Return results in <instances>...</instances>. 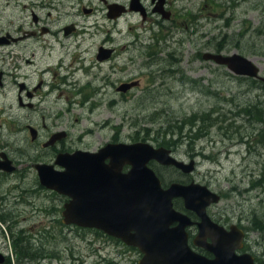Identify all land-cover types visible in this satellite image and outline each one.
<instances>
[{
  "label": "rangeland",
  "instance_id": "rangeland-1",
  "mask_svg": "<svg viewBox=\"0 0 264 264\" xmlns=\"http://www.w3.org/2000/svg\"><path fill=\"white\" fill-rule=\"evenodd\" d=\"M23 2L0 0V22L12 14V19L21 23L23 14L19 9ZM86 3L98 5L96 0H60L61 22L74 20L70 14L77 12L79 4ZM168 12V39L164 36L163 40L159 39L162 35L159 36L158 27L150 22L138 27L136 20L127 19L110 26L98 19L102 27L94 31L93 17L76 18L88 34L103 36L110 30L115 44L127 38L131 41L135 34L140 37L139 49L129 48L125 52V59L129 55L134 58L130 73L109 79L113 82L133 75L140 80V87L122 101L105 80L97 86L95 94L92 88H86L76 95L73 87L61 86L60 101L53 109L60 112V128L67 134L64 149L95 151L106 143L143 142L153 148L170 149L173 158L184 161L193 152L178 144L177 137L192 125L193 134L201 127L205 135L216 141L215 151L228 149L236 141H246L230 148L229 154L206 148L207 155L218 164L195 158L196 171L191 180L226 196L217 208H225L233 217L255 218L264 224V84L233 76L225 67L200 57L204 53L238 54L256 65L264 77V0H168ZM126 23L133 24L130 36ZM163 24L167 26L166 22ZM147 44L158 48L155 62L147 58L151 49ZM76 78L83 76L77 74ZM224 135L231 136V141ZM193 145L195 149L205 148L201 140L194 139ZM247 151H252V155L247 156ZM148 166L163 181V186L187 180L180 172L153 161ZM258 180L260 188L250 189ZM0 198L5 199L0 203V215L7 221L0 223V249L10 264H16L10 243L21 241V246L36 253L39 236L47 230L46 226H39L46 220L44 211L51 204L55 209L61 207L64 200L41 187L31 171L23 182L12 180L0 185ZM172 202L173 208L182 212L180 200ZM11 214L13 222L6 219ZM243 226L248 227L249 223ZM48 231V243L52 242L57 249L64 247L71 254L65 260L62 253L59 261L52 260L51 264H136L140 259L136 249L106 242L101 233L69 230L57 224ZM261 233L250 230L248 240L257 245V252L264 254V233ZM19 264L37 263L22 259Z\"/></svg>",
  "mask_w": 264,
  "mask_h": 264
},
{
  "label": "flooded vegetation",
  "instance_id": "flooded-vegetation-1",
  "mask_svg": "<svg viewBox=\"0 0 264 264\" xmlns=\"http://www.w3.org/2000/svg\"><path fill=\"white\" fill-rule=\"evenodd\" d=\"M131 1L96 0L97 6H92L89 3L79 4L76 8L77 12L70 14L74 20L61 22L60 0H24L19 9V13L23 14L21 23H19L20 20L12 19V14H8L4 22H0V185L12 182V180H16L17 183L23 182L29 171L36 176L37 183L40 185L35 166H48L53 171L60 172L62 168L57 163L58 155L84 151L64 149L67 134L60 128V112L53 109V107L58 106L60 101L61 86L73 87L76 95L82 94L86 88H92V92L95 94L97 93V86L101 85L100 82L105 80L108 83L110 76L124 77L130 73V68L134 65L133 56L129 55L125 59V52H129V48H132L133 51L139 49L141 40L137 34L131 41L127 38L124 39L127 41L122 39L121 43L115 44V37L110 35V30L103 36L88 34L87 29L84 25H80L76 18L81 17V20H87V18L93 17L91 27L94 28V31L96 28L102 27L98 24V19H102L110 26H116L120 21L126 22L127 19L136 20L138 27H143L145 23L150 22L151 25L158 27L159 36L162 35L160 40H163L164 36L168 39V19L170 16L168 0H137L136 5H131ZM158 3H161L160 7ZM112 6L114 8L109 9ZM158 10L160 11L158 12ZM151 17H156L159 21L157 19L152 20ZM163 22H166L167 26ZM133 30V24L126 23V32L129 36ZM166 46L168 63V41ZM151 47L148 46V48ZM157 52L158 48L154 46L150 49L147 58L155 62ZM77 74H81L83 78H76ZM134 82L137 83L136 86L125 91L118 90L119 86ZM109 83L114 94L117 93L116 95L122 101H125L130 93L140 87V80L133 75L126 79L121 77ZM92 99L93 97L89 99L91 104ZM184 126H187L186 122ZM198 128V131L193 134L194 126H189L190 131L181 132L177 137L178 144L185 145L188 152H193L192 156L188 155L184 161L173 158L170 149L158 147L167 150L168 155L175 161L182 163L184 167H191L189 172H181L167 166V168H172L187 178L186 181L179 183L181 185L197 184L191 180L196 171L197 159L195 158L200 157L201 161L205 160L209 163L218 164L214 158L212 159V156L207 155L206 148H210L215 153L229 154L230 148L246 143V141L239 143L236 141L230 144L228 149L215 151L216 141L211 140L209 135H205L201 127ZM230 137L224 135L228 141H231ZM194 139L201 140L205 144V148L195 149ZM97 150L87 152H96ZM246 153L247 156L252 155V151ZM107 162V160L104 161L105 164ZM127 169L128 167L123 165L120 172L125 173ZM155 176L158 178L162 189H167L171 184L163 186V181L156 174ZM259 181L251 184L250 189L260 188L262 184ZM197 185L205 187L217 197L218 201L205 207L204 213L209 223L220 232L217 240L223 241L224 247L231 248L234 256H246L238 259L236 264H264L263 252H257L255 250L257 245L248 240L250 230L263 234L264 224L255 218L248 220L246 216L241 215L233 217V214L225 208H217L221 199L226 198V196L221 192L212 190L206 184ZM52 192L62 197L64 201H62L61 207L58 206L55 209V206L51 204L44 211L46 220L40 222L39 226H46L47 230H44L39 236L40 243L35 248L37 249L36 253L32 254L33 252H30L28 247L21 246V241L20 243H10L9 249L16 264H19L22 259L27 262L35 261L37 264L43 262L44 264H51L52 260L59 261L62 253L65 254V260L67 255L70 258L71 254L66 252L67 249L64 247L57 249L53 247L52 242L48 243L50 240L48 229L56 224L69 230L78 228L94 231L96 234L101 233L94 229L80 228L72 224L64 225L61 215L63 206L69 201V198ZM245 192L246 190H244ZM23 193L27 192L23 191ZM4 201V198H0V203ZM181 213L190 221V225L185 228L187 244L199 255L206 259H213V255L205 249L207 245L211 244L210 236L200 238V246H193L200 219L193 212L185 210L183 206ZM262 217L264 218V216ZM12 218L13 214L6 217L13 222ZM5 222L7 221L0 215V223ZM247 222L249 226H243ZM103 235L106 242L125 246L118 239ZM262 238L264 240V237ZM64 245L66 246L67 243ZM0 264H10L8 256L2 249H0Z\"/></svg>",
  "mask_w": 264,
  "mask_h": 264
},
{
  "label": "water",
  "instance_id": "water-1",
  "mask_svg": "<svg viewBox=\"0 0 264 264\" xmlns=\"http://www.w3.org/2000/svg\"><path fill=\"white\" fill-rule=\"evenodd\" d=\"M136 4L137 0L131 1V5ZM201 58L225 67L233 76L264 84L258 67L241 55L204 53ZM136 84L122 85L118 90L125 91ZM149 161L181 172L191 170L172 159L167 150L143 142L105 144L96 152L60 154L57 163L62 171L48 166H35V170L40 185L69 198L61 215L64 225L94 229L135 248L141 255L137 264H236L245 258L234 256L231 248L217 240L220 232L204 213L205 207L218 201L216 195L193 183H171L162 189L147 166ZM123 165L128 167L125 173L120 172ZM176 199L200 219L193 246H200L199 239L210 236L211 244L205 249L213 259H206L187 245L185 228L190 221L173 208L172 201Z\"/></svg>",
  "mask_w": 264,
  "mask_h": 264
},
{
  "label": "bare ground",
  "instance_id": "bare-ground-1",
  "mask_svg": "<svg viewBox=\"0 0 264 264\" xmlns=\"http://www.w3.org/2000/svg\"><path fill=\"white\" fill-rule=\"evenodd\" d=\"M17 241V240H16Z\"/></svg>",
  "mask_w": 264,
  "mask_h": 264
}]
</instances>
